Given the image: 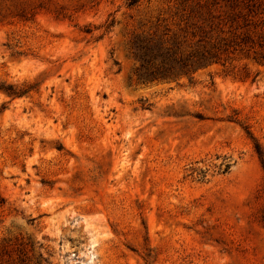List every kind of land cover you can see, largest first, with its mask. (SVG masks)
<instances>
[{"label":"rangeland","instance_id":"rangeland-1","mask_svg":"<svg viewBox=\"0 0 264 264\" xmlns=\"http://www.w3.org/2000/svg\"><path fill=\"white\" fill-rule=\"evenodd\" d=\"M0 194V264H264V0H0Z\"/></svg>","mask_w":264,"mask_h":264},{"label":"trees","instance_id":"trees-1","mask_svg":"<svg viewBox=\"0 0 264 264\" xmlns=\"http://www.w3.org/2000/svg\"><path fill=\"white\" fill-rule=\"evenodd\" d=\"M139 0H130V5H134ZM134 54L142 61V66H149L148 77H171L182 73L190 72L195 65H203L207 60L199 58L195 63L184 62L177 59L175 51L166 48L158 41H136L133 44ZM10 93V92H9ZM4 198L0 194V205L3 204Z\"/></svg>","mask_w":264,"mask_h":264}]
</instances>
